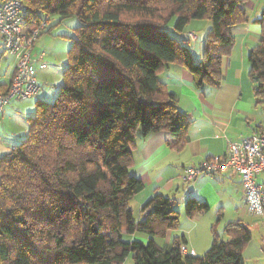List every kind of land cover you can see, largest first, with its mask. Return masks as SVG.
Here are the masks:
<instances>
[{"label": "trees", "instance_id": "obj_1", "mask_svg": "<svg viewBox=\"0 0 264 264\" xmlns=\"http://www.w3.org/2000/svg\"><path fill=\"white\" fill-rule=\"evenodd\" d=\"M246 1L21 0L29 27L50 14L76 17L79 25L54 100L35 101L26 137L0 155V264H123L130 253L134 264H244L251 232L239 221L225 225V241L213 233L202 256L182 254L183 237L162 250L154 237L179 225L177 201L154 194L133 220L129 201L143 183L128 170L137 132L167 131L168 146L177 149L192 122L160 70L178 64L197 89L218 87L231 30L248 21ZM198 20L210 30L195 59L185 28ZM253 21L260 34L248 53V76L261 98L264 10ZM6 88L0 84V92ZM207 211L195 197L184 202L189 218ZM139 235L147 241L133 238Z\"/></svg>", "mask_w": 264, "mask_h": 264}, {"label": "crops", "instance_id": "obj_2", "mask_svg": "<svg viewBox=\"0 0 264 264\" xmlns=\"http://www.w3.org/2000/svg\"><path fill=\"white\" fill-rule=\"evenodd\" d=\"M242 8L248 21L231 30L234 43L230 52L221 58V81L218 87L205 85L197 89L191 73L178 64H169L158 74L167 91L177 97L179 109L192 121L181 145L177 149L169 147L170 133L167 131H158L146 138H142L140 132H137L131 145L132 165L128 172L143 183V189L129 201L133 215L134 210L140 209L154 194L175 198L179 206L177 228L167 230L164 237H154L155 243L164 251L170 248L175 237H183L184 245L193 249L196 256H202L210 247L214 234L219 240L225 241L228 239L224 233L225 225L243 221L241 217L228 221L221 225L219 233L212 226L208 234L203 231L190 235L188 230L183 231L180 226L181 210L190 197L204 201L208 211L209 206H217V221L220 220L219 210L229 201H234L233 206L236 211L241 210V215L247 211L241 207L244 201L238 199L241 196L240 178L234 171L201 174L191 182H184L181 178L183 169L196 166L207 158L222 155L227 141H238L253 133H264V100L255 95L253 83L248 76L247 61L250 48L259 39L260 27L253 20L264 10V0H247ZM209 30L210 23L207 20L191 21L185 28V32H194L197 37L194 42L189 41L195 59H199L202 52L203 39L200 40V36L204 37ZM40 53L33 52L34 59ZM9 57L11 59L7 60L4 69H0V84L4 87L8 86L14 73L15 59L10 54ZM35 65L37 74L38 69H42L37 62ZM31 99L33 103L29 102ZM37 99L38 95L19 101L11 99L0 112V155L9 152L26 137L29 118L34 116ZM197 215L201 214L189 218L184 212V217L188 220ZM136 216V220L142 218L141 215ZM133 238L147 241L144 235ZM263 240L264 235L260 238L251 236L242 251L244 264H264Z\"/></svg>", "mask_w": 264, "mask_h": 264}, {"label": "built area", "instance_id": "obj_3", "mask_svg": "<svg viewBox=\"0 0 264 264\" xmlns=\"http://www.w3.org/2000/svg\"><path fill=\"white\" fill-rule=\"evenodd\" d=\"M25 9L21 0H0V41L3 49L15 59L14 73L6 92H0V112L11 99L36 97L40 84L36 76L37 62L40 69L45 54L33 57V45L47 26L41 20L36 26L29 27L25 21ZM185 38L194 42V32H186ZM234 171L240 178V190L247 212L254 216L264 213V133H253L238 141H227L224 153L203 160L198 165L183 169L181 178L191 182L201 174ZM264 243V240H263ZM185 255L195 256V251L186 245L180 247Z\"/></svg>", "mask_w": 264, "mask_h": 264}, {"label": "rangeland", "instance_id": "obj_4", "mask_svg": "<svg viewBox=\"0 0 264 264\" xmlns=\"http://www.w3.org/2000/svg\"><path fill=\"white\" fill-rule=\"evenodd\" d=\"M253 1L255 2V0ZM45 19H47V26L34 42L33 52L35 54L42 51L45 53L42 63H45L46 67L42 70L38 69V73L36 74L41 87V91L38 94V98L47 102H52L58 93L59 87L63 83V72L70 63L68 51L71 47L72 39L76 36L75 29L78 27L79 22L76 17L61 19V17L57 14H50L46 16ZM166 30L171 36L178 38V34L172 32L170 30V27H167ZM204 37L203 35H201L200 40ZM10 59L11 58L9 57V54L4 51L2 43L0 41L1 70L4 69L7 60ZM260 99L264 100V95ZM16 100L19 101L25 99ZM29 102L33 103V99L29 100ZM241 198L242 194L241 196H239L238 199L242 201L243 199ZM233 205L234 201H229L227 202V204H224L222 206V208L219 210V221L216 220L217 218H219L216 213L218 208L217 206H209V211L205 214L195 216V219L193 218L194 221L193 219L188 220L186 217H184L183 209L181 210L182 220L180 226L183 231L188 230L190 235H193L194 233H201L203 231L208 234L210 233V229L212 226L219 233L222 230V224L228 221H232L234 219H240L241 217V219L243 220L242 223L248 227L249 231L251 232V236L260 238L261 235H264V215L254 216L247 211L246 213L241 215V210L236 211L235 206ZM241 207L245 208L244 203ZM176 209L178 211V205ZM137 214L140 215L139 209L134 210L133 220L137 219ZM128 239H130V236L124 234L123 240L127 241ZM132 256V253H130L125 258L123 264H134Z\"/></svg>", "mask_w": 264, "mask_h": 264}]
</instances>
